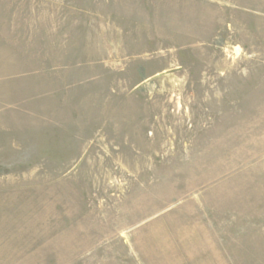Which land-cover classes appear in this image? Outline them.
Returning <instances> with one entry per match:
<instances>
[{
    "label": "rangeland",
    "instance_id": "obj_1",
    "mask_svg": "<svg viewBox=\"0 0 264 264\" xmlns=\"http://www.w3.org/2000/svg\"><path fill=\"white\" fill-rule=\"evenodd\" d=\"M0 264H264V0H0Z\"/></svg>",
    "mask_w": 264,
    "mask_h": 264
}]
</instances>
